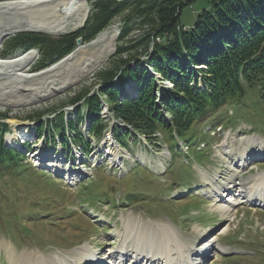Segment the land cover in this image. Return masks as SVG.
Masks as SVG:
<instances>
[{"label": "rangeland", "instance_id": "rangeland-1", "mask_svg": "<svg viewBox=\"0 0 264 264\" xmlns=\"http://www.w3.org/2000/svg\"><path fill=\"white\" fill-rule=\"evenodd\" d=\"M14 1L16 0H0V4ZM82 1L88 5L91 12L92 0ZM17 2L20 4L21 2H26L24 3L25 6L21 7L22 11H20L19 14L13 13L3 15L1 13V24L11 25L14 23H25L29 21L30 15L33 11H36V8L39 9L40 12L38 16L33 17V23H39V17L44 18L46 16L45 13L48 12L50 8L48 4H44L43 6H36V8L29 9V6L43 3L42 0H21ZM16 4L17 3L13 6ZM208 6V0H194L190 7H185L181 17L183 28L193 27L197 15L202 10L207 9ZM125 16L127 15L125 14L124 16L115 18L106 29L117 25L121 34L126 20ZM35 17H37V19ZM49 18H51L50 15L46 19H42V23L44 21H51ZM135 24L136 22L132 21L127 25V27L131 28L128 39L124 41L119 40L120 34L118 33L119 36L116 40L114 53L117 52L119 47H128L129 40L131 41L139 37L140 32L135 27ZM83 27L70 30L60 35L43 32L41 34L59 38L74 33ZM22 32L13 35L8 34L2 39L0 44V56L6 52V41ZM91 43L92 41L87 44H82V46L77 44L74 51L79 47L86 48ZM94 50V53L98 51V49ZM25 54L26 53H20L11 59ZM134 54V52H128L121 56H115L114 54L110 56L108 62L102 68L88 76V78L56 93L51 98H47L43 101L40 100L39 102L36 101L30 103V105L22 104L15 106L9 104L2 106L6 101L11 99L10 97L7 99V96L11 95L12 91H15L14 96H18L19 92L16 91L17 88L22 89L27 84H24L25 86L21 88L18 86L14 88L16 87L15 82L18 83L19 78L12 76L13 72L10 68H0V80L4 81L8 86L6 90V92H8L6 94L7 96L0 97V114L8 117L0 121V125L4 124L8 128V131L5 132L3 137V143L5 145L3 147L13 151H21L24 156L27 153L33 154L38 146H41L42 150L48 149L51 150L49 152L54 151V154H45L43 151H39L37 154L38 156L36 155L33 161L28 158L24 159L23 155L17 154L16 152L3 154L1 158L3 167L0 165V264H10L6 249V245L9 244L16 250L17 254L24 251H39L42 254L49 255V257L56 256L57 254L63 257L62 253L70 252L69 256L71 258H75L76 256L80 258L78 254L71 252L87 245L86 242H89L93 246H100V252L104 253L112 248V244H107L113 237L111 234L108 235V228L111 227H106L107 223L104 222L105 219L102 221L100 220V214H104L105 218L110 219L108 225L113 223V219L121 220L123 224H120L118 221L117 228L120 227V225H125L127 218H132L133 220L138 219V221L140 220L141 222H151L156 226L167 225L176 230L183 243H185V247H187L186 249H188V251L199 242H202L203 239L206 240L210 235L208 232L212 227L216 228L215 232L219 229L217 232L219 234L221 233L219 232L221 229L224 230V228L227 227V231L225 232H228V237H225V234L220 235L219 244L223 247H226V245L238 247L232 250V252L240 254V257H229L224 258V260L222 258V262L219 261L217 264H234L239 260L241 264H264V211H260L264 210V204L262 205L258 200L247 201L243 191L240 204H236L243 206L235 209L236 211L233 210L229 217L230 221H226L227 219L222 218L218 212L211 211V205L214 204L213 201L211 203L210 201L196 197L194 194L190 196L191 191H189L193 190V185L204 183V177L199 173V170H203L201 168H205L203 171H207V173H209L208 175H212L215 169L220 171V176L224 177L225 175V167H223V165L226 166L227 161L229 162L227 157L229 154L227 151L229 150L225 149V153V150L221 148L224 143L228 144V142H225L226 137H222L221 133L215 132L216 125L212 124L214 118H220V123H218V126H221L220 129L224 128L226 130L229 127L236 128L238 124L243 123L245 128L251 126L253 132L260 136H264V99L260 97V93L256 89H247L246 95L242 100L230 101L222 111L213 115L212 118L206 121L198 122L186 137L176 141H170L168 135H165L164 139L162 137H156L154 138L155 140L151 142H145L143 137H127L125 140V148L120 146L123 148L120 153L114 149H108L111 156L104 157L100 154V160L102 161L101 166L96 168L91 166L93 169L87 167L91 172L86 175V179L80 182L81 184L76 189H71L68 185H73L79 181V173L74 176V173L73 175L72 173L63 171L61 177L64 180H61L59 177L49 172L53 165L59 166L57 168L59 171L63 170L61 164L58 165L56 163L57 157L59 158L57 152L59 151L58 147L62 146L67 153L75 149L73 148V146H75L74 144L82 146L72 139L74 144L69 147V142L66 143L64 141L65 136L68 137L69 134L71 135V132H68L65 133L64 136L66 119L77 118L78 112L81 111L80 119L84 121V124H80V129L82 130V128H84L85 132L89 134L90 131L88 128L90 119L86 102L94 97L95 94H100V90L103 86L110 83V80L104 81L106 74L115 72L121 68L123 66L121 62L130 61L128 66L136 68L137 63L131 61L132 58H130ZM39 57L37 51L33 61L27 59L21 61L27 67L25 68V72L21 73L22 77H33V75L44 73L46 70L54 67L55 64L48 68L38 70L37 65ZM74 61L75 60L70 61L69 64ZM141 61L144 63L145 67H148L144 57L141 58ZM74 63L70 65V69L74 68ZM148 68L149 72L152 73V76L156 79V85L159 87L158 89H161L160 91H162L163 88H172L173 85L170 81H164L163 77L159 74L155 76L152 67L149 66ZM65 69L68 70L69 68L66 67ZM3 70H7V73L5 74ZM122 75L121 71H118L119 78L116 79L114 77L111 81V84L113 85L115 83L117 91L122 94L120 96V101H123V98L131 99V96L135 95V91L138 90V85L133 81H128L123 86L118 85L117 83L123 77ZM32 80L30 82H32ZM36 83L33 82V84ZM43 83H45V80L42 81V84ZM160 91H158L159 94ZM27 94H29V91ZM80 97H83L80 101L76 100ZM105 99L106 97L103 96L99 101ZM72 108H75L74 111L70 110ZM107 110L101 111L98 116L104 118L106 124H104L105 128H103L100 137L93 136V143L90 149L91 156H94L97 147H101L102 141H106L111 126L117 125L115 123L117 120L114 119V113L109 107ZM229 110L233 112L232 116H229ZM48 121H50V124L47 123ZM44 122L47 123L46 127H48L49 130L45 129L39 132V126L42 123L44 124ZM209 128L212 130L209 131ZM74 129H76L75 126ZM17 131H23L24 136L22 134L16 135ZM248 133L250 132L248 131ZM14 135H16L15 141L10 143L8 140ZM250 135L246 136L249 137ZM32 136H34V139L29 141ZM260 136L259 138L250 140V144L255 145L261 142L263 137L260 138ZM60 137L62 138V144L59 142L61 140ZM19 139L22 140L19 141ZM6 140L10 144L15 145H8ZM52 140L56 141L52 142ZM234 141L236 144L234 142L232 145L228 144V148L238 147L239 141L241 142L240 136L237 135ZM150 144H155V146H151ZM166 144L169 146L170 151H172L171 155H169L166 150ZM180 144L188 146L189 149L184 147V149L180 151ZM249 147L253 150L252 146ZM262 147L263 145L260 149H262ZM123 151L128 152L130 156H132L131 159L124 161L123 167L127 168L129 172L127 175H125V173L121 175L123 171L116 168V165L112 166L109 163V161L113 159V153L124 155ZM178 151H180V153H178ZM263 151L264 149L261 150V152ZM229 152L232 154V151ZM84 154L86 155L85 158L78 154V157L76 156L77 159L70 158V156L68 157V154H66V157H68L67 161L72 159L74 160V164L77 165V161L80 160L82 164L86 165L85 161L88 162L89 160L88 153L84 152ZM121 155L120 157L122 159ZM48 156L52 157L55 163L51 160L53 164H48ZM45 157L47 159H45ZM34 161L35 163L38 161V164H36L37 166L46 169L33 166L32 163ZM258 164L259 169L264 168V163L251 164V168L253 169V167ZM65 166L69 168V166ZM197 166L201 167L197 169L198 172L195 171ZM82 167L83 165L80 166V168ZM238 170L241 171V166H239ZM215 173L218 174V171ZM233 173L230 177L234 178L231 185L234 190H242L244 188L243 185L246 184L245 187H247V184L251 183L250 187H256L254 193L255 197L263 195L264 183L260 184L247 179V182L243 181L241 186L238 187V185H234V182L238 183L239 179L237 180V178H240V175ZM251 174H253L252 170L248 172L247 176ZM217 177L216 179H218ZM181 189H183L184 192L186 191L184 193L185 197L179 196L178 193ZM194 189L196 190V186H194ZM170 194L176 195L173 202L167 200V196ZM236 205H234L232 209L235 208ZM259 205H261L262 208H260ZM104 206L110 210L109 214L104 212ZM256 208L260 209L257 210ZM122 214L123 216L121 217ZM101 222L105 223L104 226L101 225ZM119 229L122 230L123 228L120 227ZM194 230L198 232L193 233ZM145 233L154 234L152 230H145ZM239 238H241L242 241H239ZM217 242V238L210 240V243L206 247L204 246L203 250L205 248L213 251L217 250L219 247ZM112 243H114V241ZM253 251H257L258 254L261 252V254L254 258H250L251 256L249 255L243 256V254H241ZM86 261L87 259L83 260V262ZM189 262L190 261H188V263Z\"/></svg>", "mask_w": 264, "mask_h": 264}, {"label": "trees", "instance_id": "trees-1", "mask_svg": "<svg viewBox=\"0 0 264 264\" xmlns=\"http://www.w3.org/2000/svg\"><path fill=\"white\" fill-rule=\"evenodd\" d=\"M193 2L92 0L90 16L83 28L59 38L41 33L18 34L6 41V52L0 57L33 49L40 56L38 70L48 68L71 54L78 40L83 44L93 41L115 18L126 14L119 40L128 39L131 28L127 25L132 21L136 22L140 35L129 40L128 47H119L115 56L134 52L130 58L137 63L136 68L128 66L130 61H123L122 69L106 74L104 81L119 78L118 71H121L123 77L117 84L135 82L138 96L120 101L122 94L115 83L103 87L100 94L86 102L90 133L100 137L105 128L106 121L98 117L101 112L99 99L104 96L116 122L129 127L123 133L116 129L115 136L120 143L124 144L133 132L152 140L158 131L163 136L168 135L170 141H176V138L186 137L198 122L222 111L230 101L242 100L247 89H256L264 99V0H208V8L197 15L194 26L184 30L182 11ZM142 57L155 76L159 74L173 85L163 88L160 97L158 91L161 89L142 63ZM80 115L81 111L77 122L82 120ZM6 118L0 114V121ZM212 122L218 124L220 118ZM65 123L67 125V121ZM69 125L74 129L73 122ZM0 126L2 166L3 154H23L3 147L8 128L4 124ZM43 126V123L39 126V132ZM74 140L84 148L88 146L80 135Z\"/></svg>", "mask_w": 264, "mask_h": 264}, {"label": "bare ground", "instance_id": "bare-ground-1", "mask_svg": "<svg viewBox=\"0 0 264 264\" xmlns=\"http://www.w3.org/2000/svg\"><path fill=\"white\" fill-rule=\"evenodd\" d=\"M17 1L21 0H16L11 3H1L0 14H19L20 11H22L21 7L25 6L24 3L26 2H21L20 4ZM42 2L43 3H39L38 5L35 4V6H29V9H33L36 8V6H43L44 4L49 5V11L45 13L46 16L44 18L39 17V23H33V17L38 16L40 12V10L37 8L35 9L36 11H33L34 13L31 11L32 14L30 15L29 21L25 23H14L11 25L0 23V44L2 42V39H4L6 35H13L22 31H38L56 35L64 34L70 30H75L83 27L90 14V8L82 0H42ZM15 3L17 4L13 6ZM49 15L51 16V18H49L51 19V21H44L42 23V19H46ZM35 18L37 19V17ZM118 33L119 28L117 25L109 27L108 29L104 30L98 37H96V39L92 41V43L86 48L79 47L75 51V53L70 56L71 58H67L61 64H58L56 66L54 65V67L46 70L44 73L36 74L33 75V77L29 78H24L21 76V73H24L26 70L25 68H27L26 65H24V63H22L21 61L25 59L33 61L35 57V53L33 51L28 52L22 56L20 55L19 57H16L14 59H11L12 57L0 58V68H10L13 72L12 76H16L17 78H19L18 83L15 82L16 87L14 88H17V86L21 88L25 86L24 84H27L22 89L17 88L16 91L19 92L18 96H14L15 91H12L11 95L7 96L6 94L8 92H6V90L8 89V86L4 81L0 80V97L7 96V99L9 97L11 98L2 106H6L9 104L15 106L22 104L30 105V103H34L36 101H43L47 98H51L56 93L63 91L64 89L88 78V76L94 74L96 71L102 68L108 62L110 56L113 55L116 46V40L118 38ZM87 49L90 51H88ZM94 49H98V51L94 53ZM72 60H75V63L73 62L74 68L70 69V65L73 63L69 64V62ZM66 67H68L69 69L66 70ZM6 71L7 70L4 71L5 74L7 73ZM31 80L32 82H30ZM43 80H45V83L42 84ZM33 82L37 83L33 84ZM28 91L29 94H27ZM20 134L24 136L23 131L16 132V135ZM16 135L10 137L8 141L10 143H13L15 141ZM112 156L115 161L120 160V155L113 153ZM46 157L45 159H47ZM48 159L49 163L46 160L44 161L48 164H53L54 161L52 160V157L48 156ZM51 160L53 162H51ZM236 162L241 166V171L236 170L233 173L237 175L245 171L244 166H246L247 163L245 162L244 158H239L236 160ZM35 164H38V161H36ZM199 171V173H201V176L203 175V180L205 182H208L209 184H213L214 182L216 183V177L218 176V174H216L215 176H210L203 170ZM77 173L80 174L79 171H72V174L74 176H76ZM247 179L263 184L264 172ZM247 179H244L243 181H246ZM250 184L251 183H248L247 187H245L246 184L243 185L244 188L242 190H234V188L231 187V190L234 193H236V191L238 192L237 195H233L232 198L229 199L233 201V206L236 204H240L243 191L247 198V201L258 200L259 203H261L262 205L264 204V193L261 196L258 195L255 197L254 193L256 187H250ZM234 185H238L239 187L241 186V182H234ZM222 187L223 184H221V188ZM224 197L226 198V196ZM226 202V200L223 201L214 199V204L211 205V210L218 212L222 218H229L233 211L229 207L232 208L233 206L228 207ZM237 206L243 205H236V207ZM259 206L260 208H262L261 205ZM123 230L124 231L122 232H119L118 230L114 231L119 241V249L121 251L130 249L134 254H136V256L138 254L140 256H148L147 258L152 262L158 260L162 262V264H196L192 261V251H188V249H186L187 247H185V243H183L176 230L167 225L156 226L151 222H141L140 220L138 221V219L133 220L132 218H127L126 224L123 225ZM145 230H152L154 234H146ZM225 231H227V228L224 229L222 233H224ZM91 246L87 244L79 249L72 251L71 253L78 254V256H80V258H78L77 256L75 257L76 261L81 263L84 259H87L86 263H90L88 261H95V259H92V253H96V251L93 250V247ZM6 249L8 252L10 264H77L75 263V258L73 259L69 256L70 252L62 253L63 257H60L59 254L53 257H49V255L42 254L38 251H24L20 254H17L16 250H14L9 245H6ZM139 260L145 261L146 258ZM188 261L190 262L188 263Z\"/></svg>", "mask_w": 264, "mask_h": 264}, {"label": "water", "instance_id": "water-1", "mask_svg": "<svg viewBox=\"0 0 264 264\" xmlns=\"http://www.w3.org/2000/svg\"><path fill=\"white\" fill-rule=\"evenodd\" d=\"M118 1H124V0H118ZM23 33H42V32H33V31H24V32H22V33H19V34H23ZM119 34H120V31H119ZM119 34H118V36H119ZM77 44L79 45V46H82V40H78L77 41ZM32 52V51H31ZM33 52H35V54H37V51H33ZM75 53V51H73L71 54H69L68 56H66L64 59H62V60H60L58 63H56L55 65H57V64H61L62 62H64L67 58H69L70 56H72L73 54ZM115 54V53H114ZM113 54V55H114ZM111 134H113V131L111 132Z\"/></svg>", "mask_w": 264, "mask_h": 264}]
</instances>
